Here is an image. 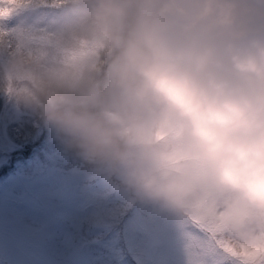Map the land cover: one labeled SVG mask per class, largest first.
<instances>
[{
  "label": "clouds",
  "instance_id": "clouds-1",
  "mask_svg": "<svg viewBox=\"0 0 264 264\" xmlns=\"http://www.w3.org/2000/svg\"><path fill=\"white\" fill-rule=\"evenodd\" d=\"M70 12L64 58L8 56L13 91L138 197L264 253V19L236 0H75Z\"/></svg>",
  "mask_w": 264,
  "mask_h": 264
},
{
  "label": "rangeland",
  "instance_id": "rangeland-1",
  "mask_svg": "<svg viewBox=\"0 0 264 264\" xmlns=\"http://www.w3.org/2000/svg\"><path fill=\"white\" fill-rule=\"evenodd\" d=\"M236 2L244 18L264 19L258 0ZM54 14L0 25L60 29L59 18L70 19L64 10ZM53 128L14 91L0 89V264H240L206 230L138 197L106 165L57 152L61 141L31 159L35 140Z\"/></svg>",
  "mask_w": 264,
  "mask_h": 264
},
{
  "label": "snow or ice",
  "instance_id": "snow-or-ice-1",
  "mask_svg": "<svg viewBox=\"0 0 264 264\" xmlns=\"http://www.w3.org/2000/svg\"><path fill=\"white\" fill-rule=\"evenodd\" d=\"M32 0H0V21L13 16L19 10L28 6ZM66 0H54L56 5ZM0 48L6 49L8 55L28 48L34 53H44L50 58H64L67 55V38L60 29L40 28L27 32L5 29L0 25ZM9 88L12 92L11 77H8ZM195 224L206 230L214 238L219 250L236 258L240 264H264V253L255 251L236 252L228 243L221 239L219 233L211 226Z\"/></svg>",
  "mask_w": 264,
  "mask_h": 264
},
{
  "label": "trees",
  "instance_id": "trees-1",
  "mask_svg": "<svg viewBox=\"0 0 264 264\" xmlns=\"http://www.w3.org/2000/svg\"><path fill=\"white\" fill-rule=\"evenodd\" d=\"M74 2H75V0H66L65 3H63L61 5H56L54 3V0H48V2H45L44 0H32V2L28 6L19 10L10 18H8L4 21H0V22L3 23L5 26H10V25H15L18 21L23 20V19H26L29 21H37V20L44 19L45 15H51L52 13H55L57 15L62 10L68 12V16L70 17V15H71L70 10H71V7L73 6ZM65 6H66V8L63 9V7H65ZM59 20L61 22L60 23L58 22L57 25H65L68 21V17H66V22H63L62 18H59ZM24 32H27V31H24ZM8 56L9 55L7 53V50L0 48V82H1L0 89H8L9 88V81L7 78V73L4 69V64L7 62ZM106 60H107L106 54L101 52L100 53V61L102 63V67H101L102 69L105 68L104 65H106V64L104 63V61H106ZM102 74L103 73H101V75ZM51 134L53 135L52 137H54V138H50ZM34 137H36V135ZM31 138H33V137L31 136ZM61 138H66V137H64L61 133H59L58 130H56L55 128L47 131V134H44L41 137V139L35 140V138H34L33 139V140H35V145L33 148L34 150L31 152L32 155L30 153L29 157L30 158L32 157L31 159H35V158H33V156L36 157L38 151L43 150L46 144L49 147L50 146L53 147L52 149H57L58 146H60L58 143H56V141H58V140L61 141L66 146L63 149H60V147H59V149H57V152L62 153V152L66 151L67 153H69V152H72L74 150L77 153H79L78 149L70 146L68 140L63 141V140H61ZM96 165L100 166L101 164L99 162H96Z\"/></svg>",
  "mask_w": 264,
  "mask_h": 264
}]
</instances>
